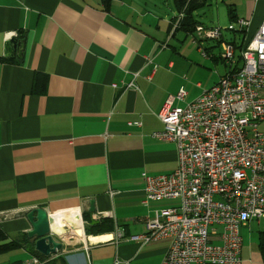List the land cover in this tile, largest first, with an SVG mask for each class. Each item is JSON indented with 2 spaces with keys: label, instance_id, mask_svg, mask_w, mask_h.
Instances as JSON below:
<instances>
[{
  "label": "crops",
  "instance_id": "crops-1",
  "mask_svg": "<svg viewBox=\"0 0 264 264\" xmlns=\"http://www.w3.org/2000/svg\"><path fill=\"white\" fill-rule=\"evenodd\" d=\"M163 1L110 0L106 9L102 0H0V244L22 245L0 253V264L32 257L26 216L34 209L58 217L65 236L68 214L82 227L76 243L53 234L63 246L46 264H162L167 242L127 238L144 233L147 214L173 205L142 204L143 174L168 175L177 165L175 145L151 134L163 128L157 114L168 97L186 92L176 107L197 98L183 77L203 68L185 53L192 41L179 46L177 12L158 7ZM230 5L235 19L249 22L240 34L247 43L264 20V0ZM12 33L24 38L6 56ZM203 50V65L222 63L220 51ZM216 82L215 74L209 87ZM103 220L101 235L85 234ZM261 220L240 230V264H264L258 248L264 231L252 228ZM118 231L124 239L116 242Z\"/></svg>",
  "mask_w": 264,
  "mask_h": 264
},
{
  "label": "built area",
  "instance_id": "built-area-1",
  "mask_svg": "<svg viewBox=\"0 0 264 264\" xmlns=\"http://www.w3.org/2000/svg\"><path fill=\"white\" fill-rule=\"evenodd\" d=\"M235 23L238 31L249 25ZM226 30L236 32L232 24ZM195 34L220 41L219 57L229 71L185 106H174L185 99L183 90L162 105L157 118L163 128L151 137L175 145L177 165L168 175L143 174L142 204L173 205L147 214L144 233L127 239L167 242L162 264H240L241 228L264 218V20L240 52L239 67L220 28L200 26ZM122 239L118 231L114 240ZM44 263L35 256L23 262Z\"/></svg>",
  "mask_w": 264,
  "mask_h": 264
},
{
  "label": "rangeland",
  "instance_id": "rangeland-1",
  "mask_svg": "<svg viewBox=\"0 0 264 264\" xmlns=\"http://www.w3.org/2000/svg\"><path fill=\"white\" fill-rule=\"evenodd\" d=\"M232 1L238 2L239 0H206V5L200 8L198 11H196L195 19L199 23H203L205 25H207L209 21H212L216 28L221 29V35L224 37L225 40H227L228 42L234 40L237 44H240L242 41V35L238 33V26L235 22L230 23L227 17L226 6L229 5ZM157 5L158 7H163L164 9H167L168 6L173 8L172 0H166V1L164 0L163 2H160ZM230 24L233 25L236 32H228L226 30L227 26ZM177 38L179 41V46L185 45L186 43L192 41L190 45H193V47L188 45L185 46L184 48V50H186L185 53L191 54L192 57L189 55L191 60L194 61L196 64H198L199 67H203L201 68L202 70L199 71L196 69L192 70L190 77L189 76L188 78L183 77V81L187 85L186 89L190 88L191 93L193 94L195 92H198V95H194V97H198L205 90H207L205 89L207 88V86L209 87L212 84V82L215 79V74L217 75V81H218L223 75H225L229 71V66L222 60H221L222 63H220L218 66L210 65V67H207L203 65L204 64L202 59L203 57L201 55V51H204L203 48L209 49V52L213 51L214 54L220 51L216 40H200L191 35L188 38L182 32H178ZM200 46H202V48H200ZM198 50L200 51V53ZM239 66H241V63L238 64V67ZM217 69L221 71V74H218ZM219 76L221 77L219 78ZM198 83L200 84L199 87L197 85ZM201 84L203 87L199 89L201 87ZM194 99H192V101ZM252 228L253 231L257 230L256 233L258 231H264V220H261L258 226H255V223H252ZM22 258L23 257H21V260ZM13 260L16 261V258H14Z\"/></svg>",
  "mask_w": 264,
  "mask_h": 264
},
{
  "label": "trees",
  "instance_id": "trees-1",
  "mask_svg": "<svg viewBox=\"0 0 264 264\" xmlns=\"http://www.w3.org/2000/svg\"><path fill=\"white\" fill-rule=\"evenodd\" d=\"M102 1H103V4L105 5V8L108 9L110 6V0H102ZM172 3H173V7H174L175 11L177 12V16L173 19V24H174L175 30L180 31L186 35H191V36L195 37L196 28L200 27V26L205 27V26L201 25L202 23H199L195 19V13L200 8H202L203 6L206 5V0H172ZM227 13H228V18H229L230 22H233V21L235 22L238 19V18L235 19L233 5H230V4L227 5ZM228 26H227V28H228ZM205 28H216V27H205ZM238 33L244 34L245 31H238ZM221 37H222L223 41L231 44L234 47V52H235L237 64L241 63L240 52L242 51V49L244 48V46L247 43H241L238 45L235 42H231V41L228 42L227 40H225L223 38L222 35H221ZM23 38L24 37H23L22 33L17 34L16 40L19 42V45L22 42ZM200 40H205V39H200ZM219 42L220 41H217L218 47H219ZM19 45H18V47H19ZM202 52H204V51H201V55H202ZM107 223L108 222L105 220L101 221L100 225L95 226L98 229H93V228L87 229V228H85V234L88 236L89 235H101L102 234L101 231L103 230V226ZM4 240H5V237L0 232V241H4ZM20 246H22V245L19 242H15V241L5 242L3 244H0V253H7V252H10L12 250H16V249L20 248ZM258 248H259V251H260L262 258H263V261H264V232H261L259 234ZM31 255L35 256V257H37L43 261H45L47 259V258L41 256L40 254H38L37 252H35L32 244H31ZM44 264H46V262Z\"/></svg>",
  "mask_w": 264,
  "mask_h": 264
},
{
  "label": "water",
  "instance_id": "water-1",
  "mask_svg": "<svg viewBox=\"0 0 264 264\" xmlns=\"http://www.w3.org/2000/svg\"><path fill=\"white\" fill-rule=\"evenodd\" d=\"M18 45L19 42L15 37L8 39L4 44V55L14 56V51H16ZM26 217L31 226L27 233V237L33 240V249L35 252L45 258H49L50 255L62 249V242L56 241L51 231V225L54 219L50 217L46 211L43 209H34L29 211Z\"/></svg>",
  "mask_w": 264,
  "mask_h": 264
},
{
  "label": "bare ground",
  "instance_id": "bare-ground-1",
  "mask_svg": "<svg viewBox=\"0 0 264 264\" xmlns=\"http://www.w3.org/2000/svg\"><path fill=\"white\" fill-rule=\"evenodd\" d=\"M72 214H68V217L66 218V223L70 226V233L65 236L66 230L63 226V224L60 222V219L54 220L53 224L51 225V231L53 234L64 238V242L66 243H76L78 241H81L83 237L82 227L79 219H76V217L71 216ZM63 221V222H64ZM67 225V224H65ZM65 236V237H64ZM70 236V237H69ZM74 236V237H71Z\"/></svg>",
  "mask_w": 264,
  "mask_h": 264
}]
</instances>
